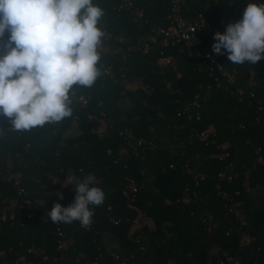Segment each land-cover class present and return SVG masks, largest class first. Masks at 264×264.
<instances>
[{"label": "trees", "instance_id": "1", "mask_svg": "<svg viewBox=\"0 0 264 264\" xmlns=\"http://www.w3.org/2000/svg\"><path fill=\"white\" fill-rule=\"evenodd\" d=\"M131 1L93 0L104 10L103 74L91 87L73 86L72 117L17 131L0 115V264H264V114L256 100L264 105V59L225 57L237 71L233 84L215 68L211 75L209 60L199 65L177 48L176 62L164 65L161 47L144 53L138 44L171 25V0ZM250 2L264 0H188L182 14L228 25ZM69 129L79 134L66 136ZM221 171L234 176L220 179ZM89 173L105 201L87 229L39 218L74 202L67 176ZM129 185L136 192L126 196ZM141 218L153 226L133 230Z\"/></svg>", "mask_w": 264, "mask_h": 264}, {"label": "clouds", "instance_id": "2", "mask_svg": "<svg viewBox=\"0 0 264 264\" xmlns=\"http://www.w3.org/2000/svg\"><path fill=\"white\" fill-rule=\"evenodd\" d=\"M104 10L93 0H0V115L17 131L72 117L73 86L91 87L103 74L99 61ZM7 34V39L5 35ZM213 52L226 50L234 64L264 59V3L250 2L238 22L214 34ZM69 129L66 136L78 135ZM74 202L55 203L53 223L87 229L104 204L97 177L69 175ZM63 199V193H57Z\"/></svg>", "mask_w": 264, "mask_h": 264}, {"label": "built area", "instance_id": "3", "mask_svg": "<svg viewBox=\"0 0 264 264\" xmlns=\"http://www.w3.org/2000/svg\"><path fill=\"white\" fill-rule=\"evenodd\" d=\"M120 6L130 7L133 2L131 0H121ZM188 0H171L172 13L169 15L171 20V25L164 27L161 25L155 26L150 33H148L144 39H142L138 48L144 53H149L156 47H161L162 56L160 61L162 64L175 63L174 49L177 48L179 52L186 53L189 56L199 59V65L202 64V59H207L210 61L212 66L210 67V74L214 73V68L219 72V74L226 79L230 84L235 83L238 78L237 71H230L225 66L224 58L227 57V52L221 49L222 54H216L213 52L212 45L214 41V34L216 32L224 33L226 31V18H222L219 24H213L210 20L206 18L203 13H198L195 17L184 16L182 14L183 5L187 3ZM188 9V8H187ZM138 15H142V11L137 12ZM204 34V38L201 37ZM258 77L255 69L249 70V77L246 81L247 85L254 88L258 82ZM216 80L219 81L220 77L217 76ZM237 93L239 97H243L246 93L244 87H237ZM250 98H256V93L254 90H250L248 93ZM259 105V109L264 114V105L261 103L260 99H256ZM208 137V131L205 130L201 133V138L206 139ZM141 144V141H138ZM134 146V145H133ZM229 154L226 153L225 156ZM234 175L228 174L224 171L219 172L220 179L231 180ZM196 178L204 179L205 175H195ZM136 192L135 185H129L124 189V195L128 196L130 192ZM23 188L19 189V193H25ZM132 200L133 197H132ZM50 209L45 210L41 215L40 219L43 221L51 220L49 213ZM8 216L7 209L2 212V219H6ZM13 216V214H11ZM117 222V221H116ZM62 235V232L59 233ZM250 238L247 239L249 241ZM64 242L61 241V245L64 246ZM25 264H34L30 260H26ZM97 264V263H95ZM167 264H173L172 260L168 261Z\"/></svg>", "mask_w": 264, "mask_h": 264}, {"label": "rangeland", "instance_id": "4", "mask_svg": "<svg viewBox=\"0 0 264 264\" xmlns=\"http://www.w3.org/2000/svg\"><path fill=\"white\" fill-rule=\"evenodd\" d=\"M103 44V43H102ZM105 48L106 49H108V46L106 45V46H103V50H105ZM142 84V80L141 79H138V80H136L133 84H132V87H136V86H139V85H141ZM130 105V102H125L124 104H123V107H128ZM240 217H242V215L240 214ZM243 221V220H242ZM143 223H145V224H148V225H150V226H153V222L149 219V218H144V219H140V220H137V221H135V223L133 224V230L134 229H136V228H138V227H140ZM243 223H245V222H243ZM244 236V238H245V236L246 235H243ZM247 239V238H246Z\"/></svg>", "mask_w": 264, "mask_h": 264}]
</instances>
